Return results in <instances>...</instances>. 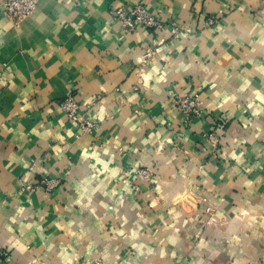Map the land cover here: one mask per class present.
I'll return each mask as SVG.
<instances>
[{
    "label": "crops",
    "instance_id": "crops-1",
    "mask_svg": "<svg viewBox=\"0 0 264 264\" xmlns=\"http://www.w3.org/2000/svg\"><path fill=\"white\" fill-rule=\"evenodd\" d=\"M134 1L40 0L15 23L0 0V264H264V2L141 0L171 36L124 32L108 11Z\"/></svg>",
    "mask_w": 264,
    "mask_h": 264
},
{
    "label": "built area",
    "instance_id": "built-area-1",
    "mask_svg": "<svg viewBox=\"0 0 264 264\" xmlns=\"http://www.w3.org/2000/svg\"><path fill=\"white\" fill-rule=\"evenodd\" d=\"M40 0H3L2 6L7 17L15 23L30 17L34 14ZM264 2V0H263ZM109 16L116 22L124 32L134 33L141 28L152 30H164L171 36H178L181 32L176 22L166 23L162 17L150 12L149 7L141 0H135L129 5H120L109 8ZM217 23L216 18L212 16L206 17L203 21V27H213ZM144 59L148 55L143 56ZM179 112L183 115L185 122H192L194 119L201 117L203 113L202 102L193 94L177 95L173 100ZM60 109L66 118L79 127L80 130L86 133H91L95 129L96 123L87 119L80 111V106L74 96L69 94L60 103ZM208 141L212 147H216L220 140L215 131L208 135ZM152 166H146L135 169V174L140 180L151 182ZM60 185L58 178H42L38 187L43 188L47 192H51ZM35 189V186L25 185L21 188L22 191ZM95 264H109L102 259H97ZM120 264V262L116 263Z\"/></svg>",
    "mask_w": 264,
    "mask_h": 264
},
{
    "label": "rangeland",
    "instance_id": "rangeland-1",
    "mask_svg": "<svg viewBox=\"0 0 264 264\" xmlns=\"http://www.w3.org/2000/svg\"><path fill=\"white\" fill-rule=\"evenodd\" d=\"M153 173L151 174V176L153 177L154 176V174H155V172H154V170L152 171ZM207 216H208V214H207ZM214 218L213 217H211V215L208 217V219H207V223L208 224H213V223H215L214 222ZM134 251L131 249V250H129V252L127 253V255H126V257H128L127 259H125L124 258V261H126V260H128L129 258H131V257H134ZM119 262H120V264H125V262L124 263H122V261H123V258H121V259H119L118 260ZM118 263V262H117ZM111 264V263H110ZM113 264H116V262L115 263H113Z\"/></svg>",
    "mask_w": 264,
    "mask_h": 264
}]
</instances>
